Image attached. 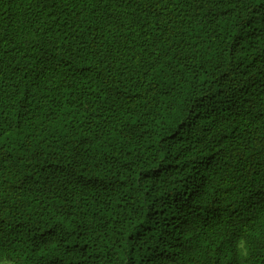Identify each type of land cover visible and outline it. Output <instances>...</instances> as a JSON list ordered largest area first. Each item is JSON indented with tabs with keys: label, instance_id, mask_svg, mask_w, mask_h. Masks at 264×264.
Segmentation results:
<instances>
[{
	"label": "trees",
	"instance_id": "1",
	"mask_svg": "<svg viewBox=\"0 0 264 264\" xmlns=\"http://www.w3.org/2000/svg\"><path fill=\"white\" fill-rule=\"evenodd\" d=\"M0 264H264V0H0Z\"/></svg>",
	"mask_w": 264,
	"mask_h": 264
}]
</instances>
